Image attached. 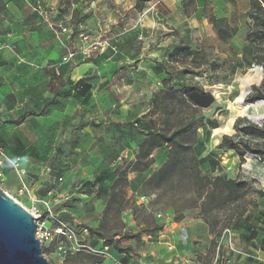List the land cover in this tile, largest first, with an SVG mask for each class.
Returning <instances> with one entry per match:
<instances>
[{
  "label": "crops",
  "instance_id": "obj_1",
  "mask_svg": "<svg viewBox=\"0 0 264 264\" xmlns=\"http://www.w3.org/2000/svg\"><path fill=\"white\" fill-rule=\"evenodd\" d=\"M64 1L0 0V39L6 44L0 51V143H5V137L13 139L16 145L12 156L21 157L22 153L26 157H48L51 152L48 143L52 136L55 135L56 139V135L58 138L71 123L76 124V132L85 136L87 144L83 147L74 144L71 156L82 159L87 153L95 152V159L90 166L81 162L82 168L77 170L79 175L73 176L66 184L60 183L55 195H67L73 189L69 198L74 201L68 208L72 220L76 224L98 227L108 198L104 189L111 187L110 180H117L121 167L136 160L141 141L163 125L155 113H147L152 109L148 102L156 91V84L170 79L177 87L191 86L188 99L205 111L212 109L218 101L207 86L229 85L227 77L245 70L248 62L258 67L253 64L255 44L246 38L250 0H244V5L217 0L215 18L210 21V34L217 46L224 47V52L210 61L206 59L207 46L203 41L195 44L191 37L193 29L183 14L180 0H158L161 11L157 10V13L166 19L164 22L153 15L152 21L142 18V22L137 20L129 28L122 24L106 25L105 36L110 39V46L104 52L83 50L87 45L82 39L85 29L75 32L65 24ZM79 8L75 4L70 7L69 16L72 17ZM133 10L141 15L150 8ZM66 26L68 30L62 31ZM82 26L90 32L97 30V27L80 24ZM164 32H168L170 43L162 42ZM70 50H75V56L65 60ZM196 56L200 58L195 59ZM207 60L211 62L210 71L217 75L225 72L228 63L234 62L233 74L213 75L209 80L205 73L198 72ZM132 77L153 79L149 84L152 89L148 90L144 84L137 88L136 81L121 88L114 85L116 79ZM197 77L203 82H194ZM253 85H259V82L250 83L251 91ZM143 115L149 121L147 124L139 119ZM9 120H12L13 128ZM134 120L138 122L134 125L140 124L139 127L133 126ZM37 141L41 147H36ZM167 150L163 147L155 149V162L148 170L130 169L128 172L129 193L121 216L129 231L136 232L141 226L134 219L133 208H127L126 204L132 206L134 201L136 204L148 203L149 197L143 193L142 184L166 161ZM160 151L163 155L158 159L156 154ZM53 152L59 150L53 149ZM210 152L205 149L199 152V156L204 157ZM220 162L223 164L222 160ZM93 179L97 182L94 187L87 183L94 182ZM29 185L32 190L36 188ZM132 194L134 199H130ZM182 223L167 217L162 230L124 242L132 245L135 251L120 253L111 246L110 250L128 264H177L181 232L186 231L187 237L200 235L194 227L183 228ZM90 237L96 248L105 246L102 239ZM168 242L175 243L174 250L168 249Z\"/></svg>",
  "mask_w": 264,
  "mask_h": 264
},
{
  "label": "rangeland",
  "instance_id": "obj_2",
  "mask_svg": "<svg viewBox=\"0 0 264 264\" xmlns=\"http://www.w3.org/2000/svg\"><path fill=\"white\" fill-rule=\"evenodd\" d=\"M180 1L184 11L182 12L185 17L188 18L191 28L193 29L191 37L194 40V43L199 45L201 44V41H203L204 45L208 48L206 59L210 61L214 59L215 55H220L224 52V47L219 44L217 46L215 39L210 34V21L215 18L214 9L216 8L217 0ZM233 2H237L239 5H244L245 3L244 0H231L232 4H234ZM213 3L214 6H212ZM63 4H65L64 8L66 9V12H64L67 16L64 21L66 25L71 26L75 32L78 31V29H85L82 33L90 34L91 37L99 39H108V37L105 36L106 29H108L106 25H111L112 23L120 26L122 24L129 28L132 27L137 20L142 22V18H146V21H148L149 18V21H152L153 15H155L157 19L160 17L159 21L161 22H164L163 20L166 21L160 13H157V10L159 12L161 11L159 10L158 0H65ZM72 4L79 5L80 10H78V12L74 11L73 16L70 17L69 15L71 10L69 8L73 7ZM138 7H146L150 8V10H148L149 12L146 11V14L142 13L141 15H137L134 13L133 9ZM185 7L188 9L189 13L185 11ZM83 10L86 11L83 12ZM196 10L199 11V14L196 13ZM80 24L97 27V30L90 32L85 28V26L80 27ZM248 27L250 30V20L248 21ZM239 32L242 33L243 30ZM167 33L168 32H164L162 37V42L164 43L171 42ZM177 35L178 34H176V36ZM86 44L85 49L87 52L96 50L88 48L89 43ZM225 49L227 50V47H225ZM216 50H218L219 53H217ZM260 55L264 57V48L260 51ZM221 57L222 56H219L218 58ZM196 58H200V56H196L195 59ZM208 60L205 61V66L198 72L205 73L209 80L213 78V75H216L217 77L226 74L228 76L230 73L231 75L233 74L235 65L234 62L228 63L225 72H219L217 75L210 71L211 62ZM255 63L256 65H260L258 62ZM246 67L247 68L245 70L239 71L235 76L232 75L227 77L229 85H222L220 87L207 86V89H211L218 101L212 109L205 111L200 110L196 115V117L203 116L204 122L207 121V119H217L219 126H221L220 128H223L224 131L219 135H214L213 129L211 130L212 127L210 125H205L196 130V135L198 136V140L201 141V145L198 146V150L203 151L205 149H210L211 153L223 162V164H221L222 168L214 173H211L210 169H206L204 165L203 173H211L212 175L222 173L231 178H241L247 182V195L242 200L229 204L211 214V221L215 226L213 233L210 231L211 226L203 220L197 208L193 207L187 209L185 218L176 222H183V228L194 227L200 235L187 237V234L184 233L185 231L181 232L178 238L179 244L177 247L180 251V257L178 258L177 264H264V200L257 192L258 190L264 189V160L260 159L255 154L240 155L229 151H226L227 154H225V151L217 147V142L223 134L236 133L234 123L238 117H247L248 120L242 121L243 125L248 124L249 121L259 125L264 124V122L261 123L255 119L257 115L264 117V102L248 105L244 108V110H240L239 107H237L239 109L235 107L238 105L237 97L242 93L244 81L249 76L251 79L249 80L243 101L249 103H254L259 100L264 101L262 98H257L250 90V83L255 81L259 82V85L262 87L264 92V76L262 80L260 79L262 74L264 75V69H261L259 66L254 67L251 62H248ZM135 81L137 82V88H140L141 84H144L148 90L152 89L149 84L153 82V79L150 78L135 79L132 77L129 79H116L114 85L121 88L123 86L133 84ZM194 82L200 84L203 82V79H201V77H197L194 78ZM156 87V91L161 89L163 87V81H161L160 84H156ZM150 101L148 103H150ZM185 110V115L187 117H192L193 111L186 107ZM152 112L156 114V119L161 121L163 124L165 116L154 109L149 110L147 113ZM142 117L143 118L139 119L143 120V124H147L149 121L146 119V116L143 115ZM135 122H137V120L133 121V126L139 127L140 124L136 126L134 125ZM172 122L175 123V120L172 119ZM230 122H234V129L229 126ZM9 123L11 124V128H13L12 120H9ZM75 125L76 124L71 123L70 126L67 127L66 136V131L60 134L58 138L56 135V139L54 138L55 135L52 136L48 143V147L51 150L50 156L26 157L25 154L21 153L22 165L26 170V180L29 184L36 186V188L33 189L34 197L31 198L19 192L20 179L17 172L11 166H7L3 175L0 176V187L13 196L27 209L31 208L32 205H38L43 214L44 206L41 200L49 196L48 190L59 187L60 183L66 184L73 176L79 175L77 170L82 168L81 162L90 166L93 164V159H95L93 158L95 152L87 153L82 159H79L77 156H71V154H73L71 153V149L74 144L79 147H83L87 144L85 136L76 132L78 128ZM157 129L159 128H156V130ZM240 134L243 133L240 132ZM4 142L5 143H0V146H2L9 155H14L15 151L13 149L16 143L13 139L11 137H5ZM119 144L121 145V143ZM35 145L36 147L42 146L40 141L35 142ZM163 148L167 149V147ZM53 149H58L59 152L55 153L53 152ZM91 150L92 149L90 148V151ZM39 151L41 150L39 149ZM162 153V151L158 152L156 157L158 159L161 158V155H163ZM126 169L127 172H129V165H126ZM60 177L63 179L59 180ZM92 181H94V179ZM110 181V185L112 186L114 184V180L112 179ZM122 182L123 181H120L118 183V188H120V184ZM87 183L90 185L91 181H87ZM127 184H129V177L128 181L125 183L126 189L122 190L125 197L129 193V187H127ZM73 191L74 190L72 189L67 195L63 196H57L58 194L53 195L51 198L53 209L59 213L60 217L66 219L71 224L76 225L77 227L87 226L86 223L76 224L77 222L75 223L72 220V215L68 212V208L71 206L70 203L74 201L69 198L72 197L71 194ZM131 198H135L134 194H132L130 199ZM152 198L154 199L155 196H152ZM149 201H151L150 198L147 204H144L143 202L136 204L135 201L132 203V206H130L129 203L126 204L127 208H133L134 219L138 225H146L147 222L154 219L164 223V220L170 216L174 220L175 214L172 209L166 208L165 205H150ZM106 202L107 201L105 200V206ZM146 205H148V207H146ZM159 211L164 212L165 217H157L156 213ZM227 229H229L230 232L224 235V232ZM213 237L217 241L215 247L211 243ZM90 240L91 237L89 233L86 237V242L96 248L95 244L92 240ZM45 247L46 251L44 254L53 264H67L65 259L66 257L56 251L54 244L47 245L45 243ZM181 257H183V259H180Z\"/></svg>",
  "mask_w": 264,
  "mask_h": 264
},
{
  "label": "trees",
  "instance_id": "obj_3",
  "mask_svg": "<svg viewBox=\"0 0 264 264\" xmlns=\"http://www.w3.org/2000/svg\"><path fill=\"white\" fill-rule=\"evenodd\" d=\"M185 11L189 13L186 7ZM247 14L251 28L246 38L255 44L253 64L258 62L264 69V57L260 55V51L264 48V0H250ZM250 79L249 76L244 81L242 93L237 97L238 105L235 107H239L240 110H244L248 105L264 102L263 100L254 103L243 101ZM87 86L90 87V85ZM190 89L191 86L177 87L170 82V79L163 80V87L153 93L150 101L152 109L165 116L163 126L150 132L141 141L136 160L126 165H129L131 170L146 171L155 162L153 156L155 149L167 147L166 161L144 180L143 192L150 198V205H165L166 208L172 209L175 221L184 219L187 209L197 208L203 220L211 226L210 231L213 233L215 226L211 221V214L245 198L248 187L247 182L241 178H231L222 173L212 175L211 173L219 171L222 165L211 152L204 157L199 156L201 151L198 150V146L201 145V141L198 140L196 130L205 125H210L212 130L218 128L219 123L217 119H207L204 122L203 116L196 117L202 109L188 99L187 94ZM252 89L257 98L264 99V92L260 85H253ZM210 96L214 100L213 95L210 94ZM185 107L193 111L192 117L185 115ZM255 119L261 121L264 117L257 115ZM243 120L248 119L246 116L238 117L235 123H229L231 128L235 127L236 133L223 134L217 147L223 151L233 150L240 155L255 154L264 160V124L259 125L249 121L248 124L243 125ZM126 165L119 169V177L114 184L104 189L108 199L101 223L98 227L86 226L91 236H97L103 240L105 246H111L120 253H130L134 250L132 245L125 244L123 241L135 239L144 234H154L164 227V223L154 219L141 226L136 232L127 230V225L121 216L125 203L122 190L128 181ZM204 165L206 168L209 167L210 174L203 173ZM120 181L123 182L118 188ZM96 184V181L91 183L93 187ZM257 192L264 200V189ZM152 196L155 198L153 199ZM211 243L214 247L216 246L217 241L214 237ZM45 251L43 247V252ZM65 259L67 264H97L102 261L100 255L86 250L67 255Z\"/></svg>",
  "mask_w": 264,
  "mask_h": 264
},
{
  "label": "built area",
  "instance_id": "obj_4",
  "mask_svg": "<svg viewBox=\"0 0 264 264\" xmlns=\"http://www.w3.org/2000/svg\"><path fill=\"white\" fill-rule=\"evenodd\" d=\"M67 30V26L62 28V31ZM82 39L84 42L89 43L88 48L96 49L101 52H104L110 46V39L91 37L90 34L82 33ZM5 47L6 44L0 39V51ZM83 50L87 52L86 49ZM74 56L75 51L70 50L64 59H71ZM258 66L263 69L262 66ZM7 166H11L18 174L20 179L19 192L31 198L34 197L32 187L26 180V170L22 165L21 157L9 155L6 150L0 146V176L3 175V172ZM62 179V177L59 178V180ZM56 192L57 191L55 188L50 189L48 191L49 196L41 200L44 206L43 214L36 204L32 205V207L28 209L35 217L37 223L36 236L41 240L43 245L42 247L46 248L45 243L47 245L54 244L56 251H58L64 257L81 250H86L102 257V261L97 264H128L123 259L117 257L110 250L109 246L95 248L88 244L86 242V237L89 235V230L86 226L77 227L66 219L60 217L59 213L53 209L51 201L52 196L55 195ZM143 199L146 200V197ZM156 216L162 218L165 217V213L157 212ZM228 232H230L229 229L224 232V235H226ZM184 233H186V231ZM167 246L171 251L175 249V243L173 242H168Z\"/></svg>",
  "mask_w": 264,
  "mask_h": 264
},
{
  "label": "water",
  "instance_id": "obj_5",
  "mask_svg": "<svg viewBox=\"0 0 264 264\" xmlns=\"http://www.w3.org/2000/svg\"><path fill=\"white\" fill-rule=\"evenodd\" d=\"M36 231L34 215L0 187V264H53Z\"/></svg>",
  "mask_w": 264,
  "mask_h": 264
},
{
  "label": "bare ground",
  "instance_id": "obj_6",
  "mask_svg": "<svg viewBox=\"0 0 264 264\" xmlns=\"http://www.w3.org/2000/svg\"><path fill=\"white\" fill-rule=\"evenodd\" d=\"M224 130H223V128H215L214 129V135H219V134H221L222 132H223ZM213 135V134H212ZM215 139V138H214ZM216 142V141H215Z\"/></svg>",
  "mask_w": 264,
  "mask_h": 264
}]
</instances>
